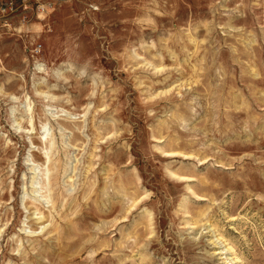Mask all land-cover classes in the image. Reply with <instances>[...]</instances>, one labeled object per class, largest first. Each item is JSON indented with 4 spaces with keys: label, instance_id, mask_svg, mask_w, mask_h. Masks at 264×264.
Returning <instances> with one entry per match:
<instances>
[{
    "label": "rangeland",
    "instance_id": "1",
    "mask_svg": "<svg viewBox=\"0 0 264 264\" xmlns=\"http://www.w3.org/2000/svg\"><path fill=\"white\" fill-rule=\"evenodd\" d=\"M0 264H264V0H0Z\"/></svg>",
    "mask_w": 264,
    "mask_h": 264
},
{
    "label": "bare ground",
    "instance_id": "2",
    "mask_svg": "<svg viewBox=\"0 0 264 264\" xmlns=\"http://www.w3.org/2000/svg\"><path fill=\"white\" fill-rule=\"evenodd\" d=\"M181 177V176H180Z\"/></svg>",
    "mask_w": 264,
    "mask_h": 264
}]
</instances>
